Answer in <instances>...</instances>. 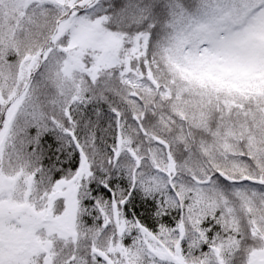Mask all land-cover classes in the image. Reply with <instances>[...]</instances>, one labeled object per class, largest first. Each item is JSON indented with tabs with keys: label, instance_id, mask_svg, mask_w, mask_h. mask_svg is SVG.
Listing matches in <instances>:
<instances>
[{
	"label": "snow or ice",
	"instance_id": "6c2138e0",
	"mask_svg": "<svg viewBox=\"0 0 264 264\" xmlns=\"http://www.w3.org/2000/svg\"><path fill=\"white\" fill-rule=\"evenodd\" d=\"M0 264H264V0H0Z\"/></svg>",
	"mask_w": 264,
	"mask_h": 264
}]
</instances>
